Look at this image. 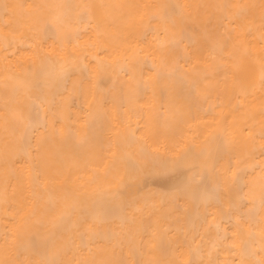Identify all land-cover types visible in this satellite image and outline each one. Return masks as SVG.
I'll use <instances>...</instances> for the list:
<instances>
[{
    "label": "bare ground",
    "instance_id": "obj_1",
    "mask_svg": "<svg viewBox=\"0 0 264 264\" xmlns=\"http://www.w3.org/2000/svg\"><path fill=\"white\" fill-rule=\"evenodd\" d=\"M0 264H264V0H0Z\"/></svg>",
    "mask_w": 264,
    "mask_h": 264
}]
</instances>
